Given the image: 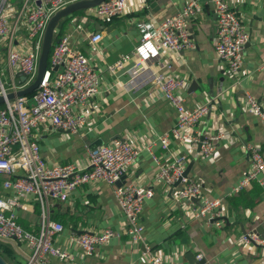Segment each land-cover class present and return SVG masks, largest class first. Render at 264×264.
<instances>
[{"label": "crops", "instance_id": "obj_1", "mask_svg": "<svg viewBox=\"0 0 264 264\" xmlns=\"http://www.w3.org/2000/svg\"><path fill=\"white\" fill-rule=\"evenodd\" d=\"M188 1L128 0L129 9L120 17L105 20L85 11L63 26L62 34L71 36L72 47L86 54L99 74L100 90L87 109H77L87 121L77 134L56 129L51 124L34 131L42 156L50 164L74 163L86 168L92 148L126 140L138 149L139 156L124 181L155 192L144 204L141 214L144 242L134 243L124 234L90 257H84L70 240L73 235L106 229L126 231V217L114 187L104 181L90 183L77 188L67 202H54L51 218L65 227L56 245L72 253L76 264H151L142 256L146 247L162 256L167 264L264 263V175L248 188L234 192L243 174L253 169L249 148L256 146L264 153V123L246 101L249 93L264 105V0L232 1L249 34L240 78L232 76L228 65L216 54L218 23L210 0L201 1L203 13L191 22L193 47L179 53L163 52L160 56L161 65L169 62L173 66L169 73L187 78V107L208 105L207 115L196 126L200 135H224L210 159L202 158L199 145L191 146L173 137L170 149L163 150L158 140L175 127L176 109L155 89H124L129 81L126 69L133 62L115 75L108 71L109 65L138 45L141 36L138 23L162 22L180 12ZM26 34L22 30L16 35V47H20ZM94 34L102 35L97 47L91 43ZM0 48L5 51L1 44ZM148 145H152V152L147 149ZM180 155L188 160L186 168L194 163L189 178L200 185L202 196L222 200L221 226L209 217H195L192 212L201 200L180 199V186H169L161 178L162 168ZM6 179L0 175V196L10 201L14 194L4 188ZM39 206L35 197L26 196L15 209L18 222L34 233L40 229ZM258 227H262L261 233H255ZM246 235H251L249 241L244 240ZM11 253L26 264L31 250L16 241L15 252ZM200 254L202 260L197 259ZM49 264L61 262L51 259Z\"/></svg>", "mask_w": 264, "mask_h": 264}, {"label": "built area", "instance_id": "obj_2", "mask_svg": "<svg viewBox=\"0 0 264 264\" xmlns=\"http://www.w3.org/2000/svg\"><path fill=\"white\" fill-rule=\"evenodd\" d=\"M79 0H23L12 3L0 0V44L5 48V60L0 58L8 73L4 81L0 71V95L16 92L30 85L38 70L43 37L51 17L60 9ZM202 0H189L177 14L159 23H138L140 41L135 49L108 66L115 75L133 62L127 69L129 81L124 84L127 91L147 88L155 89L177 111V123L171 133L162 135L158 142L168 151L172 137L191 146L199 145L201 156L210 159L216 151L222 134L201 136L197 124L207 115L209 107L201 104L187 107L185 91L188 80L168 71L173 66L168 62L161 65L163 52L179 53L193 47L190 33L191 22L203 13ZM214 5L218 23L215 50L218 58L228 65L232 76H241L245 47L249 34L242 19L234 10L233 0H210ZM129 9L128 0H106L92 15L110 20L120 17ZM26 30L20 47L15 46L16 35ZM69 34L63 35L54 45L48 70L39 88L28 96L7 100L0 106V175L7 177L3 185L13 192L10 201L0 196V240L14 239L26 244L31 255L26 264H49L58 259L61 264H76L75 256L56 245L63 234L62 223L52 220L51 206L54 202H67L79 187L104 181L114 187L119 205L126 217L123 232L106 229L102 232L85 231L71 237L84 257L93 256L109 241L124 234L134 243L144 242L145 227L141 214L147 200L155 196L153 189H144L124 181L125 175L139 156L138 149L126 140H116L111 145H100L90 150L89 167L79 168L76 164L56 165L48 163L42 156L41 147L34 131L46 124L56 129L77 134L86 125L85 116L76 112L85 110L100 90V76L94 70L89 57L72 47ZM102 40L101 34L91 38L92 46ZM26 50V48H28ZM58 66V71L54 67ZM25 74L26 81L17 77ZM7 84L9 87H7ZM249 109L264 123V105L251 94H246ZM147 149L152 152V145ZM253 169L245 172L235 193L248 188L253 181L264 175V153L256 146L250 148ZM153 154V153H152ZM154 160L158 158L153 155ZM185 155L176 157L168 167L162 168L160 176L169 186L182 178L179 197L185 201L201 200L194 208L195 217H209L217 226L223 224L224 208L221 199H206L195 180L183 177L187 166ZM121 182L118 186L117 183ZM26 196L39 202L40 229L38 233L26 230L19 222L15 209ZM217 220V221H216ZM251 235L244 237L249 241ZM142 256L151 264H167L166 260L146 247ZM202 260L203 256H197ZM264 264V263H261Z\"/></svg>", "mask_w": 264, "mask_h": 264}, {"label": "water", "instance_id": "obj_3", "mask_svg": "<svg viewBox=\"0 0 264 264\" xmlns=\"http://www.w3.org/2000/svg\"><path fill=\"white\" fill-rule=\"evenodd\" d=\"M105 1L106 0H79L57 11L49 20L45 33H44L42 49H41L40 57L38 60L37 75L34 81L30 85L16 92L8 93L6 97L4 95H0V106H2L7 100H14L16 98H20L23 96H28L30 94H33L39 88L42 80L45 77L48 67H49L50 54H51V50L54 44L55 34L57 33L60 22L65 18L72 17L75 13L95 9ZM54 71H58V66L54 67ZM17 77L20 78L21 82H25L27 78L23 72H19L17 74ZM193 164L194 163H191L186 168L183 174V177L189 176L190 169ZM181 181H182V178H180L174 184L173 187H178ZM117 185L120 186L121 182H118ZM193 201L196 202L197 200L195 199ZM261 232H262V227H258L255 230V233H261ZM0 264H11V263L3 255L0 254Z\"/></svg>", "mask_w": 264, "mask_h": 264}, {"label": "rangeland", "instance_id": "obj_4", "mask_svg": "<svg viewBox=\"0 0 264 264\" xmlns=\"http://www.w3.org/2000/svg\"><path fill=\"white\" fill-rule=\"evenodd\" d=\"M17 1L19 2V4H17V5L21 6L23 0H11L12 3H15ZM0 58L5 60V58H6V52L5 51L0 50ZM0 71L2 74L3 80L8 81V79H9L8 73H7V70L3 64L0 66ZM7 87H9L8 84H7ZM15 245H16V241L14 239L0 240V253L3 254L5 256V258L11 259L9 251L12 252V250H13L15 252ZM2 247H4V248L6 247L7 250H4V248H2ZM21 262L23 264V261H21Z\"/></svg>", "mask_w": 264, "mask_h": 264}, {"label": "trees", "instance_id": "obj_5", "mask_svg": "<svg viewBox=\"0 0 264 264\" xmlns=\"http://www.w3.org/2000/svg\"><path fill=\"white\" fill-rule=\"evenodd\" d=\"M85 11H81V12H78V13H75L72 17H68V18H65V19H63L61 22H60V24H59V26H58V28L60 29V32H57L56 34H55V39H54V44H53V47H54V45H55V43L63 36V34H62V29H63V26H64V24L65 23H68L74 16H77V15H81V14H83ZM53 47H52V50H51V54H52V51H53ZM0 50H2L1 48H0ZM51 54H50V59H51ZM40 207V206H39ZM2 248H4V247H2ZM4 250H7V248L5 247L4 248ZM9 251V250H8ZM9 253H10V257H11V259H7L11 264H13L14 262H16V264H22V262L19 260V259H17V257H16V255H12V253L9 251ZM1 254V253H0ZM1 255H3V254H1ZM4 256V255H3ZM5 257V256H4ZM23 264H24V262H23Z\"/></svg>", "mask_w": 264, "mask_h": 264}]
</instances>
